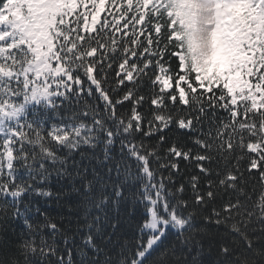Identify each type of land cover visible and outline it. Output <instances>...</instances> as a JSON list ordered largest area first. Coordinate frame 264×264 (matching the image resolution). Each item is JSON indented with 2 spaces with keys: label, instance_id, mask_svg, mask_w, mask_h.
I'll use <instances>...</instances> for the list:
<instances>
[{
  "label": "snow or ice",
  "instance_id": "6c2138e0",
  "mask_svg": "<svg viewBox=\"0 0 264 264\" xmlns=\"http://www.w3.org/2000/svg\"><path fill=\"white\" fill-rule=\"evenodd\" d=\"M212 2L0 0V119L11 120L29 100L73 91L83 95L87 86L113 117L118 106L131 102L130 115L120 120L125 132L153 136L174 126L200 133L191 138L199 149L195 153L173 143L161 157L163 135L156 146H139L138 158L152 179V199L164 211L170 210V197L192 214L215 200L212 168L204 163L212 162L213 152L226 166L230 159L236 161L219 180L221 187L246 194L237 182L247 183L240 166L247 160L245 170L264 190V0H246L250 15L241 25L242 59L223 77L202 79L192 71L187 52L194 42L203 41L202 24H208L204 13ZM181 33L183 39L178 40ZM141 87L151 95L137 94ZM146 99L153 113L150 120L139 111ZM26 136L21 127L0 143V168H11ZM52 139L63 142L69 137L53 134ZM132 147L135 151L136 145ZM181 160H194L198 174L177 183ZM153 161L159 169H168L167 176L153 168ZM260 199L264 203V191ZM237 207L239 201L213 208L205 223L218 222L220 213L230 214ZM149 259L151 253L143 264Z\"/></svg>",
  "mask_w": 264,
  "mask_h": 264
},
{
  "label": "trees",
  "instance_id": "16d2710c",
  "mask_svg": "<svg viewBox=\"0 0 264 264\" xmlns=\"http://www.w3.org/2000/svg\"><path fill=\"white\" fill-rule=\"evenodd\" d=\"M137 94L151 95L144 87ZM131 110V102L122 104L113 117L99 94H89L86 86L83 95L73 91L43 97L22 104L11 120L0 119V143L21 127L27 130L11 168H0V264H143L149 253L147 264H264V190L245 170L247 160L240 164L247 183L237 182L246 194L237 195L219 185L235 159L226 166L213 152L212 162L204 163L212 168L215 200L192 214L170 197V212L176 213L171 219L169 210L152 199V179L138 158L139 146H156L163 135L161 157L173 143L195 153L199 149L191 138L200 133L174 126L153 136L125 132L120 120ZM139 111L151 119L147 99ZM54 127H82L84 135L76 143L69 138L59 144L52 139ZM152 166L167 176L168 169H159L155 161ZM180 169L177 183L198 174L194 160H181ZM237 201L239 207L232 213H220L218 222L205 223L213 208ZM152 216L157 226L148 230ZM154 237L158 240L147 250Z\"/></svg>",
  "mask_w": 264,
  "mask_h": 264
},
{
  "label": "rangeland",
  "instance_id": "374dc122",
  "mask_svg": "<svg viewBox=\"0 0 264 264\" xmlns=\"http://www.w3.org/2000/svg\"><path fill=\"white\" fill-rule=\"evenodd\" d=\"M248 15L250 12L246 0H213L209 5L204 13L208 24H202L206 29L203 33L204 39L194 42L187 52L192 71L198 73L200 78L212 79L216 74L224 75L234 63L242 59L239 47L240 31ZM177 39H183V33L179 34ZM42 98L29 100L27 104L31 105ZM53 134L67 135L72 143H76L82 139L84 131L82 127H54L51 130V135ZM169 216L173 218L170 210ZM156 226L157 220L152 216L146 228L152 230L156 229ZM157 240L158 237L151 238L147 250Z\"/></svg>",
  "mask_w": 264,
  "mask_h": 264
}]
</instances>
